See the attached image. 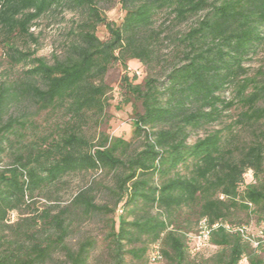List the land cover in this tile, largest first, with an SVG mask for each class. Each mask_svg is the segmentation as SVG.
<instances>
[{"label": "trees", "instance_id": "16d2710c", "mask_svg": "<svg viewBox=\"0 0 264 264\" xmlns=\"http://www.w3.org/2000/svg\"><path fill=\"white\" fill-rule=\"evenodd\" d=\"M119 4L124 13L116 24L96 0H0V48L12 64L30 63L23 79L0 83V160L11 156L0 166V264H87L94 239L71 244L70 235L116 210L106 234L111 264H123L127 253L149 264H264V71L248 75L243 65L264 41V0ZM63 6L82 16L62 55L49 61L17 45L19 38L36 43L34 22ZM160 14L168 23L157 22ZM190 19L172 34L171 26ZM99 24L106 39L96 35ZM165 40L173 45L162 59ZM131 59L148 71L141 82L126 72L120 80L121 105H135L132 137L102 133L92 141L84 130L108 104L104 76ZM12 102L55 121L22 143L38 128L26 109L6 114ZM225 113L226 123L189 141ZM94 171L111 175L112 184L80 186L62 206L35 205V194L57 191L65 176ZM203 228L206 239L193 242ZM205 245L216 248L207 257Z\"/></svg>", "mask_w": 264, "mask_h": 264}, {"label": "rangeland", "instance_id": "374dc122", "mask_svg": "<svg viewBox=\"0 0 264 264\" xmlns=\"http://www.w3.org/2000/svg\"><path fill=\"white\" fill-rule=\"evenodd\" d=\"M96 2L98 8L103 12L108 20L113 21L116 24L121 22L124 11L119 4V0H96ZM81 16L80 11L70 9L65 6L52 10L37 19L31 28V31L37 39L36 43L19 38L17 39V45L22 49H25L28 44L31 49H36V54L38 56L45 57L47 60L52 61L54 55H62L66 49V46L72 39L70 31L76 26V23L80 20ZM167 18L166 14H160L157 17V22H166ZM192 20L194 19H190L187 23L181 25L171 26L170 30L172 31V34L185 31ZM96 35L100 39L107 38L108 32L102 24H99L96 27ZM27 41L29 43H27ZM172 45V42L169 40H165L161 44L160 53L162 59H166L168 57ZM29 65V62L12 64L8 60L5 52L0 48V83L3 81L10 82L23 79L25 70L29 67ZM243 65L244 67H247L248 75L257 74L259 71L258 69L261 67L264 71V41L255 49L254 53L247 56ZM153 67L156 71H158L159 66H157V64H154L152 69ZM125 72L128 76L135 75V82H141L148 74L147 67L136 59L128 60L126 69H124L119 63H114L108 69L103 79V82L109 89L106 94L108 97V104L105 106L101 116L98 117L95 122L91 121L84 130L90 138H93L92 141H97L102 133L107 134L110 137H121L124 140H130L132 137L131 115L135 105L132 103L121 105L125 96L120 89V80L121 76ZM228 92L229 91H225L226 96L229 95ZM25 109L27 110L29 118L36 124L38 130H30V133L25 132L26 136L22 140V143H25V141L33 138L36 132L46 131L47 124H51L55 121V118L50 119L49 112H35L34 107L27 102H12V105H10L8 110H6V114L12 111H22ZM224 115L225 118H222L220 122L213 123L204 129L193 131L189 141L193 142L197 137L204 135L207 130L222 126L230 119L228 113H225ZM243 137H245V134H243ZM141 143V137L132 139L133 148H140ZM10 158L11 156L9 154L3 155L0 160V166L10 163ZM247 177H250V174H248ZM90 182H99L101 185L106 186L112 184V178L111 175H104V171L72 173L65 176L61 182L57 184V191L53 193L44 191L42 193L39 192L35 194V205L40 209L51 203H57L60 206L65 205L80 186H84ZM97 200L102 202L104 200V194L100 193ZM118 213L119 210H116L113 215H99L94 217L92 220L85 221L74 234L70 235L69 241L71 244H76L87 237L94 239V246L90 251L87 264H111L109 240L106 237L109 230L108 218L110 216L116 217ZM15 217L16 214L13 213L11 215V219L14 220ZM257 229L258 227L255 224V220L252 219L250 222L249 233L255 235ZM193 242L197 243L198 240L194 238ZM125 247L130 248L131 245L127 244ZM215 249L216 248L214 246L205 245L200 253L203 257H207L213 253ZM123 259V264H149L144 259H134L128 253L124 254ZM155 264H165V262L164 260H161ZM194 264H197V262H194Z\"/></svg>", "mask_w": 264, "mask_h": 264}, {"label": "built area", "instance_id": "2783aa9c", "mask_svg": "<svg viewBox=\"0 0 264 264\" xmlns=\"http://www.w3.org/2000/svg\"><path fill=\"white\" fill-rule=\"evenodd\" d=\"M206 236H207V231H206L205 228H203V230L201 231V234L196 236V239L198 240L197 243H202V241H204L206 239ZM156 257H158V252L157 251H155L153 253V258H156Z\"/></svg>", "mask_w": 264, "mask_h": 264}]
</instances>
